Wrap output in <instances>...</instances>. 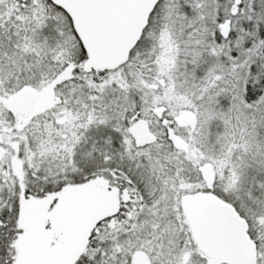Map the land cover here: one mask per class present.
Instances as JSON below:
<instances>
[{"label": "snow or ice", "instance_id": "6c2138e0", "mask_svg": "<svg viewBox=\"0 0 264 264\" xmlns=\"http://www.w3.org/2000/svg\"><path fill=\"white\" fill-rule=\"evenodd\" d=\"M0 264H264V0H0Z\"/></svg>", "mask_w": 264, "mask_h": 264}]
</instances>
